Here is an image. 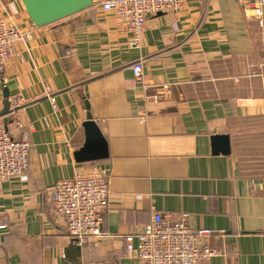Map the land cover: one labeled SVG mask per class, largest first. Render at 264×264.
Returning a JSON list of instances; mask_svg holds the SVG:
<instances>
[{
	"label": "crops",
	"instance_id": "1",
	"mask_svg": "<svg viewBox=\"0 0 264 264\" xmlns=\"http://www.w3.org/2000/svg\"><path fill=\"white\" fill-rule=\"evenodd\" d=\"M246 3L184 0L150 16L132 48L116 14L100 7L36 27L21 0L15 10L0 0V18L30 34L0 76V117L12 119L2 116L7 87L34 126L27 173L0 182V264H139L126 236L156 213L179 212L214 231L222 250L199 264H264V25ZM88 112L108 157L78 162ZM219 135L229 137V154L215 147ZM94 172L109 187L105 236L79 245L51 190Z\"/></svg>",
	"mask_w": 264,
	"mask_h": 264
},
{
	"label": "built area",
	"instance_id": "2",
	"mask_svg": "<svg viewBox=\"0 0 264 264\" xmlns=\"http://www.w3.org/2000/svg\"><path fill=\"white\" fill-rule=\"evenodd\" d=\"M7 8L15 10V0H6ZM103 12H113L120 29L129 35L128 45L139 47L150 16L166 11H178L184 0H92ZM245 14L251 12L261 26L264 25V0H247ZM30 38L12 20L0 18V72H4L17 42ZM143 59L132 65L135 80L143 81ZM48 97L57 111L55 98ZM158 99V97H154ZM12 119L0 117V182L24 177L29 168L33 125H27L20 116V101L9 98ZM17 132V137L12 131ZM109 187L100 172L76 173L74 177L58 181L51 190V201L64 221L69 235L81 245L89 239L99 240L103 215L108 209ZM7 224L0 225L5 229ZM215 232L196 228L191 216L185 212L156 213L150 224L139 233L125 238L129 254L139 264H199L202 260L223 254L212 246ZM137 241V245L134 242ZM85 264V263H80Z\"/></svg>",
	"mask_w": 264,
	"mask_h": 264
},
{
	"label": "water",
	"instance_id": "3",
	"mask_svg": "<svg viewBox=\"0 0 264 264\" xmlns=\"http://www.w3.org/2000/svg\"><path fill=\"white\" fill-rule=\"evenodd\" d=\"M27 14L36 27L51 25L84 10L94 7L92 0H21ZM159 13L158 15H162ZM2 73L0 72V76ZM6 87V86H5ZM4 98L6 100L4 112L2 116L10 113L9 97L10 93L6 87L4 90ZM87 111L90 107L87 104ZM86 122L83 127L86 132V143L84 147L76 154L78 162H87L93 160H105L108 157L106 141L93 119V116L88 112ZM215 147L224 144L225 154L230 152L229 137L227 135H219L214 137ZM217 151L214 150V153Z\"/></svg>",
	"mask_w": 264,
	"mask_h": 264
}]
</instances>
